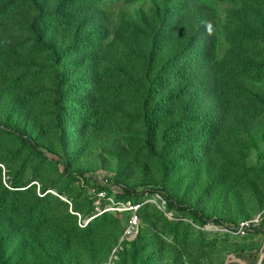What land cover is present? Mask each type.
Instances as JSON below:
<instances>
[{
  "label": "rangeland",
  "instance_id": "obj_1",
  "mask_svg": "<svg viewBox=\"0 0 264 264\" xmlns=\"http://www.w3.org/2000/svg\"><path fill=\"white\" fill-rule=\"evenodd\" d=\"M0 125V264H258L264 0H0Z\"/></svg>",
  "mask_w": 264,
  "mask_h": 264
},
{
  "label": "trees",
  "instance_id": "obj_2",
  "mask_svg": "<svg viewBox=\"0 0 264 264\" xmlns=\"http://www.w3.org/2000/svg\"><path fill=\"white\" fill-rule=\"evenodd\" d=\"M215 31H216V26L213 24V25L206 26V28H204L202 33H201V35L203 33L207 34L206 40H204L202 42H204L208 46V50H211L213 48V43L215 42V39H216ZM160 37H162V39H165L164 36H160ZM198 40H200V37L197 38L196 44H198ZM37 43L39 45H42L40 36H37ZM47 48L51 50L52 56H53V59H54V64L57 66L58 62H57L55 50L53 48L49 47V46H47ZM186 57H187L186 53H183L181 56H176L173 59L171 65L173 66V65H175L176 63H178L180 61L184 62ZM55 93H56V100L54 102V105L59 111H62V109L60 107L61 102H62V96L60 94L59 88H56V92ZM0 133H7V134H10V135L16 136L19 139V141L25 147L31 149L39 157L48 158L46 153L44 152V150L41 148L40 144L38 142H36L32 137L27 135L25 132H23V131H21L19 129H16V128H12V127L7 126V125H0ZM54 161L56 162V164H58L59 166H62L64 168V171H63L64 174H66V175L69 174V173H67V166H66L67 162H66L65 158L59 157L58 159H56ZM69 175L78 176L81 179H84L85 181H87L89 179L88 173L87 172H83V171H77V172H75L73 174H69ZM106 183H108L109 185H102V186H100V188L101 189H105V188H107L110 185H118L119 188L123 191V193L125 195L132 196V195L135 194L132 189H130L129 187L118 183L117 181L107 179ZM157 192H159L160 194L164 195L165 198L169 199L171 201V204H173V205L176 204L177 205V209H179L180 211L184 212L186 210H189L197 219L205 220V217L200 212H198L197 210L179 208L178 207V202L171 195H166V193L164 191H162V190H158Z\"/></svg>",
  "mask_w": 264,
  "mask_h": 264
},
{
  "label": "built area",
  "instance_id": "obj_3",
  "mask_svg": "<svg viewBox=\"0 0 264 264\" xmlns=\"http://www.w3.org/2000/svg\"><path fill=\"white\" fill-rule=\"evenodd\" d=\"M140 207H141L140 204H130V203H128L127 206L125 207V212L131 214V216L129 217L124 239L129 238L135 233L138 227V217L136 215V212L140 209Z\"/></svg>",
  "mask_w": 264,
  "mask_h": 264
},
{
  "label": "water",
  "instance_id": "obj_4",
  "mask_svg": "<svg viewBox=\"0 0 264 264\" xmlns=\"http://www.w3.org/2000/svg\"><path fill=\"white\" fill-rule=\"evenodd\" d=\"M263 261H264V246H263V249L261 251V255H260V259H259L258 264H262ZM233 262L238 263V264H248L247 262H245L241 258L237 257L236 255H229L224 264H231Z\"/></svg>",
  "mask_w": 264,
  "mask_h": 264
}]
</instances>
